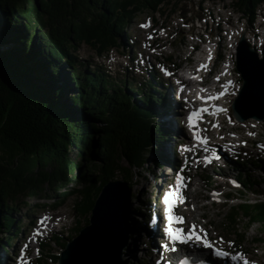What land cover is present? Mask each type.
<instances>
[{
  "label": "trees",
  "instance_id": "16d2710c",
  "mask_svg": "<svg viewBox=\"0 0 264 264\" xmlns=\"http://www.w3.org/2000/svg\"><path fill=\"white\" fill-rule=\"evenodd\" d=\"M169 2L0 0L2 252L22 234L6 198L35 196L51 186L56 194H65L59 203L80 196L74 210L85 216L86 224L109 179L122 173L130 189L139 170L164 162L160 147L169 132L160 119L164 97L159 75L147 84L130 76L117 80L98 63H90V68L76 51L82 42L101 55L123 45L122 33L130 20L144 11L164 12ZM235 4L254 20L264 0ZM250 161L264 167L263 159ZM238 180L243 184L237 194L242 202L230 206L225 224L235 230L245 219L247 230L256 224L264 233V198L252 201L248 196L250 191L264 197L261 179L247 169ZM234 195L228 192L227 197ZM48 257L57 263L58 255Z\"/></svg>",
  "mask_w": 264,
  "mask_h": 264
},
{
  "label": "rangeland",
  "instance_id": "374dc122",
  "mask_svg": "<svg viewBox=\"0 0 264 264\" xmlns=\"http://www.w3.org/2000/svg\"><path fill=\"white\" fill-rule=\"evenodd\" d=\"M164 9V12L157 13L144 11L130 20L127 30L122 33L123 45L112 48L104 55H101L93 45L86 42L80 43L76 51L79 59L87 61L90 68L93 67L90 63H98L117 80L130 76L135 79V82L142 81L145 83L154 74H160L163 82L160 85L170 89L168 105L175 103L178 107L176 110L168 107L169 111H163L162 116L163 120L166 119L164 124L168 129L169 136L160 147L162 148L160 152L162 151V158L168 154L167 158L170 159V162L148 163L147 167L139 170L136 180L130 182L131 188L129 190L140 195V199L135 201L145 202L149 205L148 208L155 207L158 203L156 198L161 195V191H165L170 185L175 186L178 181L177 174L185 172V176L194 183L193 187L197 193L188 190L184 193V196H187L189 200V204L185 205V208H181L180 211L188 219L198 220L201 230L208 229L207 231L216 235L219 245L225 247L224 249L237 248V251L244 249L248 251L245 258L250 257V259L264 264V233L261 232L260 226L254 224L247 230V220L245 219L240 221L235 230L234 228H228L225 224L224 214L233 203L239 202V198H243L237 195L238 190H233L234 200L224 204L214 202V200L221 199L219 193L228 192L233 187L222 177L230 171L231 174L238 175L237 173H244L246 169H252L254 178L261 179L259 180L262 183L261 186H264V168L250 163L251 157L264 158V153H262L264 151V119L249 118L243 122H237L230 113L229 108L242 86L239 72L235 70L236 53L233 50L237 47L241 31L244 30L248 35L249 42L260 51L261 55L264 47V5L256 11L257 18L254 22H251L249 16L238 9L235 0H208L203 3L200 0H170L164 6ZM142 25H147V27H142ZM182 39H185L186 43H181ZM234 40L235 42H233ZM261 40L263 41L261 42ZM194 45L200 47L199 52H194ZM218 51L223 52L225 59L234 62L229 73L233 84L230 87L228 97V110L220 117L222 120L218 122V125L211 124L206 119L199 120L201 126L199 132L214 138L213 140L219 143H224L225 140L228 144L230 139H233L238 140L240 144L245 143L248 147H236L233 150L240 153V155L231 158L233 152H230L228 145L223 144L222 147L220 145V151L227 150L230 155L226 157L228 159L227 164L222 165L221 160H219L207 165L206 168H196L195 162L186 167L185 154H187L186 150L189 144H186V142L187 139H191L189 142L192 143L194 137L190 132L191 126L185 125L183 122L186 104L179 101L177 80L169 77V73L171 74L173 71L177 73L175 69L178 66H185V58L188 56L205 55L206 57H213ZM84 67V65L81 66L83 69ZM222 69L223 67L220 66L217 72L222 73ZM163 108L162 106L160 110H163ZM257 138L262 139L263 143H257ZM162 164L163 167H161ZM239 169L243 171H238ZM205 171L213 173L211 179L205 177ZM115 179H125V176L120 173ZM168 179L172 180V183L166 185ZM235 184L236 181L233 185L235 186ZM237 184L238 187L243 189V184L238 182ZM162 185L165 186L163 189ZM64 196L65 194H56L51 186H47L42 194L10 196L5 199V205L10 213L25 228L24 234L19 235L18 244L12 246V250L7 254L2 252V258L3 260L6 259V264H21L22 262V264H38L39 260L42 264H57L48 256L52 254L53 258H56L63 248L62 243L67 240L68 236L72 237V232H74V235L77 234L76 228L78 226L85 224V216L74 210L75 203L80 199V196L73 195L64 203H59ZM248 196L252 200H256L263 195L249 192ZM137 203L136 205H138ZM129 210L131 212V232L124 253L128 249H134L128 254L131 253L129 255L140 261L138 257L140 255H136L134 252L138 250L147 252L148 247L150 248V244H146L148 234L139 237L142 240L139 245H132L131 240L135 236L136 229L133 227V223L131 227V222L134 220L137 224L143 226L144 230H147V227L144 223H139L140 212L136 209L135 202L132 199L129 202ZM46 215L52 221L53 228H48L43 223L40 224L41 216ZM87 217H89V214ZM60 220L61 223L58 222ZM56 223L58 226L55 225ZM188 224H191V222H188ZM35 228L43 231L38 239L35 236ZM48 232L50 233L48 234ZM239 233H244V236H240ZM5 235V233L0 232L1 239H4ZM41 240H45L47 245H42ZM25 250H27L28 259L23 257ZM227 253L229 254V252ZM128 256H125L124 264H127L126 257ZM146 259L147 261L144 263L148 264L150 258ZM151 263L155 264L153 260H151Z\"/></svg>",
  "mask_w": 264,
  "mask_h": 264
},
{
  "label": "water",
  "instance_id": "95a60500",
  "mask_svg": "<svg viewBox=\"0 0 264 264\" xmlns=\"http://www.w3.org/2000/svg\"><path fill=\"white\" fill-rule=\"evenodd\" d=\"M237 69L243 85L233 102L235 117L240 121L263 119L264 48L260 56L244 33L237 46ZM130 197L125 180H108L95 200L89 223L67 239L58 264H124V249L130 240Z\"/></svg>",
  "mask_w": 264,
  "mask_h": 264
},
{
  "label": "bare ground",
  "instance_id": "6f19581e",
  "mask_svg": "<svg viewBox=\"0 0 264 264\" xmlns=\"http://www.w3.org/2000/svg\"><path fill=\"white\" fill-rule=\"evenodd\" d=\"M248 36V35H247ZM251 38V37H250ZM252 39V38H251ZM263 39V38H262ZM263 40H261L262 42ZM235 42V40L233 41ZM232 42V43H233ZM261 45V44H260ZM257 46H259L257 44ZM235 50H233L234 52ZM231 57V56H230ZM234 62H232L230 60V66L233 65ZM223 76H227L229 75V71L227 70V68L225 67L223 69ZM157 75V74H156ZM229 79V78H228ZM216 80H214L213 82H215ZM185 86H191L190 83H187ZM185 90L187 88H184ZM187 91V90H186ZM190 96H192V92L189 93ZM179 97L180 94H179ZM225 106H221V108H224ZM171 108L173 109H177V105H175V103H173V106H171ZM221 117V116H220ZM175 119V118H174ZM170 120V118H169ZM218 121H220L221 119L218 118L216 119ZM183 122L185 123L186 122V119L184 118ZM197 124V123H196ZM200 124V123H199ZM200 126V125H199ZM195 128L194 126H192V129ZM201 128V127H200ZM198 134V133H197ZM188 143L190 144L191 141ZM209 144V143H208ZM220 147V145H218V148ZM219 154V153H217ZM168 155V154H167ZM167 155L163 156L165 159L164 161L165 162H170L169 158H167ZM164 162V163H165ZM163 163V162H162ZM219 167V166H218ZM220 168L222 169V167L220 166ZM238 171H242V169H239ZM233 173V172H232ZM224 180L228 181V180H231L232 178H234L236 180V175L235 174H231V171L229 173H226V175H223L222 176ZM168 183H170V179L167 180ZM238 183H240L239 181H237ZM0 209H1V205H0ZM2 210V209H1ZM156 214L158 215L157 211H156ZM154 214V217L152 218V222L151 223H144L142 222L141 220L139 221V223H144V225L147 227L146 229L148 230H144V227L143 226H140L139 224H137L134 220L133 222H131V227H132V223H133V227H135L136 229V233H135V236L132 237V245L134 246H137L139 245L140 243L139 242H142L141 239H139V237L141 238L144 234H148V237L150 239V246L152 245V241H153V246L154 248L152 250H156L158 248V244H157V240H158V237L162 238L165 236V234L163 233V229L160 228L159 224L162 225V219L157 217V215ZM130 216H131V212H130ZM139 219V218H138ZM45 221H47L48 223H50V219L49 218H46ZM192 222H197L198 224V220L197 221H192ZM150 226V227H148ZM206 226V225H205ZM207 228V227H206ZM131 229V228H130ZM208 230V229H207ZM204 231V234L206 233V236L209 238V239H212L213 241L217 242V244L219 245V241L216 237V235L214 234H211L209 231ZM147 231V232H146ZM196 231L200 232L201 231V225L198 224V228L196 229ZM213 233V232H212ZM133 234V232H132ZM135 238V240H134ZM182 252L183 254H185L187 257L194 259L196 260L197 262H192V263H195V264H201V262H203V264H245V260H249V258H243L242 256L240 255H237L235 254L237 252V248L235 249H232L233 250V253L234 255L232 257H226V256H219V255H216L215 252L213 251L212 248H206L203 246L202 243H198V242H193V241H188L187 243H183V246H182ZM220 248H223L222 246L219 245ZM139 248V247H138ZM245 248V247H244ZM136 249V248H135ZM134 249H129L127 252H131L133 251ZM151 250V248H150ZM239 252L243 253V254H246L248 253V251L244 250V249H240L238 250ZM126 252V254H127ZM181 252V253H182ZM182 255V254H180ZM176 256L178 257V255L176 254ZM183 257V256H182ZM193 261V260H192ZM260 264V263H258Z\"/></svg>",
  "mask_w": 264,
  "mask_h": 264
},
{
  "label": "snow or ice",
  "instance_id": "6c2138e0",
  "mask_svg": "<svg viewBox=\"0 0 264 264\" xmlns=\"http://www.w3.org/2000/svg\"><path fill=\"white\" fill-rule=\"evenodd\" d=\"M142 27H147V25H142ZM170 75V73H169ZM229 84H231L232 82L229 81ZM219 95H223V93H218V95L216 97H207V99H218ZM207 109H200L199 112L197 111H193L189 116H188V122L190 126H194L197 122L198 119L201 118L202 113L204 111H206ZM219 111H226V109L224 108H220ZM197 139H202L205 143H207V138L203 137V136H197ZM177 178L179 180V188H183L184 184H183V177H180L179 173L177 174ZM180 198V193H178L176 191V187L175 186H169V191L165 192L162 200L163 203L165 205V211L167 213V220H168V227H167V234L171 237V239L173 240H180L183 243H187L190 240H195L198 243H202L204 247L206 248H213V244L211 243V241H209L206 238V233L205 234H201L200 232L196 231V226L192 225L191 226V230L188 232H184L183 229H176L174 227H172L174 222H180L182 223L184 221V217L179 216V215H173V209H174V205L177 199ZM167 246V245H165ZM215 252L217 255L219 256H226L228 255L227 252L216 248ZM181 264H187V258H185L184 261L181 262ZM201 264H203V262H201ZM245 264H254V262H249L247 260H245Z\"/></svg>",
  "mask_w": 264,
  "mask_h": 264
}]
</instances>
